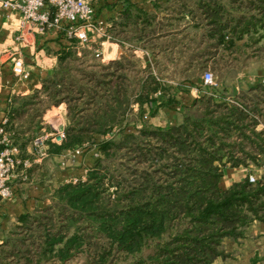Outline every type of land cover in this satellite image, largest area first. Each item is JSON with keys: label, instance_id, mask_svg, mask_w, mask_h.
Returning a JSON list of instances; mask_svg holds the SVG:
<instances>
[{"label": "trees", "instance_id": "16d2710c", "mask_svg": "<svg viewBox=\"0 0 264 264\" xmlns=\"http://www.w3.org/2000/svg\"><path fill=\"white\" fill-rule=\"evenodd\" d=\"M137 4L93 1L98 18L103 5L121 6L107 28L112 40L174 49L189 69L212 66L223 87L183 105L178 124L143 120L144 105L165 89L151 68L137 77L132 52L99 62L60 30L54 72L11 98L6 127L23 153L42 112L64 101L65 138L49 143V155L84 148L93 164L46 207L20 216L0 243V264H66L80 254L88 264H215L232 257L225 239L264 222V174L221 185L227 168L259 165L264 156V82L227 90L246 60L264 62V0H166L156 11ZM133 104L140 127L128 119Z\"/></svg>", "mask_w": 264, "mask_h": 264}, {"label": "crops", "instance_id": "0c3cea01", "mask_svg": "<svg viewBox=\"0 0 264 264\" xmlns=\"http://www.w3.org/2000/svg\"><path fill=\"white\" fill-rule=\"evenodd\" d=\"M93 1L98 3V0ZM132 1L148 10L156 11L158 9L157 3L166 0ZM120 7V5L117 8L112 5H103L99 19L106 23L108 27L111 26L118 20ZM19 27L20 12L4 8L0 0V121L8 116L13 96L33 92L36 88L41 87L45 77L52 75L57 63L58 52L64 41L61 39L59 30L46 28L43 32L28 31L26 34L28 43L22 44L18 39ZM87 46L93 51L100 49L103 52L105 62L132 52L140 58L143 67L149 66L151 68L152 74L159 80H161L160 75H165V73L169 76L174 72L181 75V78L176 80L173 77H166L167 84L162 82L165 89L153 93L154 99L144 105L143 114L149 113L150 120L158 125L180 123L182 121V106L190 104L194 98L200 95L201 85L197 87L196 82L185 75L189 68L183 57L178 58L174 49L164 53H155L151 49L142 48L129 42L112 40L111 37L109 39L100 38L94 34H91V40ZM4 47L9 49L19 48L22 51L24 61L30 71L27 80L16 81L12 72V61L6 55H1ZM259 81L264 82V63L252 64L250 69H243L227 85V90L229 95L232 96L239 90L248 88ZM218 86L223 87L221 84ZM195 91H198V94ZM136 106L135 108L138 109L139 105L136 104ZM53 108L56 113L65 112L63 123L66 127L67 108L64 101L56 104V99L53 100L47 111ZM47 111H43L38 119L42 127L44 124L49 127L56 114L47 117L45 114ZM141 121L140 119V121L136 120L133 123L140 127L142 125ZM22 156L24 158L33 157L31 143L27 145ZM92 164L93 158L90 151L76 154L73 150H68L61 154L49 155L44 160L34 163L26 171V174L20 169L18 175L12 181L13 195L0 203V243L9 231L18 224L20 216L37 211L50 204L56 189L60 185L75 179H85ZM250 173H254L256 178L264 174V156H262L259 165L227 168L221 180V185L225 180V184L223 183L224 186H222L228 187ZM224 249L232 254V257L219 258L215 264H251L252 258L255 256L260 257L256 264H264V222L257 220L251 223L245 229V237L239 240L225 239Z\"/></svg>", "mask_w": 264, "mask_h": 264}, {"label": "built area", "instance_id": "2783aa9c", "mask_svg": "<svg viewBox=\"0 0 264 264\" xmlns=\"http://www.w3.org/2000/svg\"><path fill=\"white\" fill-rule=\"evenodd\" d=\"M1 4L4 8L20 12L18 39L22 44L28 43L26 39L28 31L43 32L46 28L64 30L68 37L77 39L82 46L90 43L91 34L100 38H110L107 33L108 26L96 16L92 0H1ZM1 55H6L12 61V72L16 81H25L29 78L30 71L19 48L4 47ZM94 55L103 62L106 61L100 49L94 50ZM217 85L214 74L209 70L205 71L202 75V86L212 90ZM209 94L216 95L214 92ZM64 115L65 112H57L50 126L46 127L44 124L34 136L31 142L32 158L22 156L19 145L14 142L13 132L6 127L8 116L0 121V203L13 195L12 181L20 169L26 174L34 163L49 156L50 142L61 143L64 140L66 134ZM147 119L149 116L145 113L143 120ZM73 152L80 154L82 150L78 148ZM248 176L251 182L257 179L254 173Z\"/></svg>", "mask_w": 264, "mask_h": 264}, {"label": "rangeland", "instance_id": "374dc122", "mask_svg": "<svg viewBox=\"0 0 264 264\" xmlns=\"http://www.w3.org/2000/svg\"><path fill=\"white\" fill-rule=\"evenodd\" d=\"M134 56H135V58L136 59H138L139 60V64H138V67L136 68V70L135 71H137L138 70V72H135V74L137 73V77H140V78H142L144 75H145V72H144V70H145V67H143V65H142V62H141V60H140V58L138 57V56H136L135 54H134ZM95 60H97V61H99V62H103L101 59H98V58H96ZM262 63H264V62H258V61H256V60H249V61H247L246 60V62H245V65H244V67H243V69H250L251 68V65L253 64V65H255V64H262ZM243 69L241 70V71H243ZM207 70H209V71H211L213 74H214V77L216 78V80L218 81L219 80V73L217 72V70H214L213 68H212V66H210L209 64H208V66L206 67V69H201V70H197V68L196 67H192L191 69H189V71L187 72V73H185V75L186 76H188L189 78H191L192 79V81H195L196 83V85H197V87L199 86V85H201V83H202V75H203V73L205 72V71H207ZM241 71L239 72V74L241 73ZM238 74V75H239ZM160 75V74H159ZM163 76V77H162ZM160 79H161V81L164 83V84H167V82H166V80H165V78L166 77H173V79H177V78H181V75H179V73H176V72H174V73H172L171 74V76H169V75H167L166 73H165V75H160ZM164 79V80H163ZM191 81V82H192ZM197 87H195L196 89H197ZM201 87V89L199 90V93L201 94V92H207V93H210V92H214V90L212 89H208V88H204V87H202V86H200ZM240 91V90H239ZM195 93H197L198 94V91H195ZM228 96H230L229 95V93H228ZM135 107H137L136 106V104H133V106H132V108H131V110L129 111V118L128 119H130V121L133 123V121H136V120H138V121H140V119H141V113H140V109H139V106H138V109H136ZM49 109V108H48ZM46 111H47V109H46ZM56 113V110L53 108L52 110H50V111H47V112H45V114H46V116L47 117H50V116H52V115H54ZM145 114V113H144ZM146 114L149 116L150 114L149 113H147L146 112ZM131 123V124H132ZM140 123V122H139ZM141 123H143V121H141ZM123 124H124V121H123ZM46 127H47V125H46ZM119 127H117V129H118ZM108 137H111V135H108ZM81 150H82V152H84V148H81ZM81 152V153H82ZM223 183L225 184V180L223 181ZM223 183H222V185H223ZM224 186V185H223ZM16 226V225H15ZM14 226V227H15ZM13 227V228H14ZM66 264H88L87 263V258H86V256L84 255V254H80V255H78L77 257H75L74 259H72V260H70V261H68Z\"/></svg>", "mask_w": 264, "mask_h": 264}]
</instances>
